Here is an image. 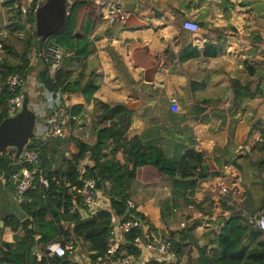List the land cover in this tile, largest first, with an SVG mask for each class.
Instances as JSON below:
<instances>
[{
	"label": "trees",
	"instance_id": "trees-1",
	"mask_svg": "<svg viewBox=\"0 0 264 264\" xmlns=\"http://www.w3.org/2000/svg\"><path fill=\"white\" fill-rule=\"evenodd\" d=\"M246 1L240 3L245 4ZM35 3L36 0L23 11L17 0H0V42L5 50L0 62V121L7 116L6 98L9 92L6 77L11 73L24 75L29 71L31 67L28 53L34 45L38 53L36 80L41 90L44 111L51 113L58 107L62 99L61 93L69 96L70 93L81 92L85 101L92 106L89 109V132L94 137V142L88 147L83 141H78L77 151H69L68 154H65V146L61 154L63 166H52L45 147L48 145L47 140L53 138L43 139L38 131H35L27 144V147L37 153L36 161H20L21 157H15V149L12 147L0 152V175L4 174L8 179L12 172L23 166L29 168L33 175L24 200L18 202L20 211L7 212L0 208V264H81V257H85L88 264H96L97 256L106 249L107 234L114 217L123 220L132 215L145 220L147 226L157 230L171 244L172 253L169 258H155L147 252L143 264H264V229L253 218L254 214L264 212V194L258 206L249 203L239 208L228 203L230 196H222L220 206L228 210V213L220 212L222 216L217 226L208 229L212 237L210 241L200 242L194 229L214 213L211 210L214 200L209 191H203L200 197L196 195L197 179L205 176L201 173L205 159L202 151L194 147V137L185 130L180 135L178 129H174L180 136L171 130L167 143L172 150L170 152L157 141H145L141 132L130 130L134 120L125 103H109L95 95L103 70L91 62L86 66L97 38L89 34L92 26L89 19L79 26V3L69 6L64 27L48 36L39 46L35 44V22L32 20ZM214 4L216 9L213 15L218 10H234L232 0H214ZM238 13L240 14L239 11ZM197 23L199 27L207 26L203 20ZM4 27L14 29L12 37L11 33L2 35ZM211 27L221 31V24L215 21H212ZM20 31L23 36L18 34ZM250 36L256 41H262L257 32H251ZM43 43H53L63 50L54 76L48 72L47 62L39 54ZM241 44L240 49L245 46L242 41ZM219 46L220 44L210 41H205L201 48L190 46V53L186 52L181 59H196L198 56L196 64H202L204 70L213 68L223 72L227 87L232 90L231 108L238 105L243 95L251 96L252 93L248 90H257L264 81V57H246L244 68L241 69L242 76H237L232 74L233 62L223 56L224 49ZM192 64H187L186 61V67ZM24 91L28 94L26 89ZM30 96L28 94L29 100ZM162 98L160 103L168 102L165 95ZM29 106L36 112L30 101ZM193 110L189 119L197 120L203 108L194 105ZM85 112L87 110L84 104H70L68 124L84 125ZM175 116L171 119H187L186 112ZM146 121L149 123L151 120ZM179 125L178 128L186 127ZM256 128L259 129V135L250 150L252 153L264 154L263 121H259ZM253 131L251 129L249 135ZM64 140L68 142L69 138ZM49 147L57 152L54 147ZM79 160H90V163H84L86 176L95 179L96 187L103 197L100 198L104 203L101 202L93 210L82 204V182L76 167ZM232 164L237 169L241 168L235 157ZM143 165L153 166L159 174L168 176L172 182L170 196L162 199L159 204L161 220L165 224L163 230L158 229L134 207L130 208L128 214L125 213L136 170ZM213 172L218 173L219 170ZM42 178H46V183L42 182ZM261 185L264 190V178H261ZM81 209L89 211L88 215L81 214ZM178 215L182 217L184 224L171 227ZM26 216L30 217L31 226L23 222ZM132 238V234L126 235V239ZM50 240H59L65 247L71 242L77 250L75 253L67 251L64 255L53 254L47 258H38L35 246L41 247ZM131 251L137 253L136 248L132 247Z\"/></svg>",
	"mask_w": 264,
	"mask_h": 264
},
{
	"label": "crops",
	"instance_id": "crops-1",
	"mask_svg": "<svg viewBox=\"0 0 264 264\" xmlns=\"http://www.w3.org/2000/svg\"><path fill=\"white\" fill-rule=\"evenodd\" d=\"M68 1L70 5L79 3V26L89 19L92 23L89 34L97 38L94 51L86 61V66L91 62L103 70L95 95L109 103H125L134 120L130 130L141 132L145 141H157L171 152L167 143L170 131L175 132L177 128L180 135L184 130L192 135L194 147L202 151L205 168L202 167L201 173L205 176L197 179L196 195L200 197L203 191H209L214 200L211 207L214 213L207 224L203 220L194 229L199 241L209 242L212 237L208 229L215 228L222 214L228 213L220 206L222 196H230L228 203L237 208L249 203L258 206L264 194L261 185L264 154L252 153L251 148L259 135L256 124L263 121L264 127V81L257 90H248L251 96L243 95L238 105L230 108L232 90L227 87L226 75L218 69L204 70L202 64H196L198 56L196 59H181V56L190 53V46L201 48L205 41L220 44L219 47L224 49L223 56L233 62L232 74L240 76L246 57H264V1L247 0L248 3L242 4L240 2L245 0H232L233 12L218 10L213 15L214 0H121L128 10L125 14L114 15L112 20L106 16L118 0H106L109 3L104 4L96 0ZM250 12H254L257 20L253 27L248 22ZM186 19L203 20L207 26H200L193 32L182 26ZM212 21L221 24V31L211 27ZM251 32L259 33L262 41L249 37ZM241 41L245 44L242 49L239 48ZM186 61L193 64L186 67ZM162 95L167 99L175 96L180 111L171 110L169 99L160 103ZM68 99L70 104L86 106L85 122L71 126L68 142L65 138L47 140V144L57 150L53 151L48 145L45 147L52 166L64 165L61 154L65 146V154H68L77 151L78 141L88 147L94 142L89 132L91 103L86 102L79 91L70 93ZM194 105L203 108L197 120L189 119ZM185 112L187 119H171L175 114ZM147 119L151 121L148 123ZM179 124L186 127L178 128ZM43 129L42 117L38 124L40 137ZM251 129L254 131L249 135ZM234 157L240 169L232 164ZM85 161L90 163V160ZM214 170L219 172L214 173ZM4 177V174L0 175L2 183L10 182L13 196L12 183ZM171 185L168 176L159 174L151 165H143L137 168L131 187L130 199L136 210L160 230L165 224L161 220L159 204L170 196ZM222 186L227 189L224 193L220 192ZM234 192L245 197L234 199ZM179 216L171 227L181 225L183 219ZM83 259L85 257H81V261Z\"/></svg>",
	"mask_w": 264,
	"mask_h": 264
},
{
	"label": "built area",
	"instance_id": "built-area-1",
	"mask_svg": "<svg viewBox=\"0 0 264 264\" xmlns=\"http://www.w3.org/2000/svg\"><path fill=\"white\" fill-rule=\"evenodd\" d=\"M33 1L34 0H27V7H30ZM41 1L42 0H36L33 10L36 4ZM96 1L99 4L109 3L106 2V0ZM17 3L20 5L18 0ZM25 10L26 9H23V11ZM109 10L110 12L106 16L109 20H112L114 15L126 13V9L123 7L121 0L115 1L114 5ZM248 17V22L251 27L257 25L254 12H250ZM182 26L193 32L199 30L197 22L192 20H184ZM40 50L39 54L47 62L48 72L54 76L55 70L60 64L63 50L53 43H43ZM6 84L7 91L9 92V95L6 98V112L7 115H12L18 112L21 108L26 79L21 73H11L6 77ZM61 95L62 99L53 112H42L44 129L41 137L43 139L54 137L70 139L71 126L68 124L70 101L67 93H61ZM169 104L171 110L180 111L181 106L175 96L169 98ZM36 159L37 153L26 145L22 151L20 161L34 162ZM85 162V160H79L76 167L78 170V177L82 182L80 190L82 204L90 209L94 204L97 206L101 202L104 203V201L96 187L95 179L86 176ZM32 180V172L26 166H23L19 170L10 174L8 181H11L12 183L13 198L17 202L20 203L24 200L25 191L31 185ZM42 182L46 183V178H42ZM225 191H227L226 187L222 186L220 192L224 193ZM127 204L129 210L134 207V203L131 199L127 200ZM211 218L212 217H208L207 221H204V223L207 224ZM253 218L256 223L264 229V212L254 214ZM183 224L184 221L181 222V225ZM138 229H141V231L138 232ZM127 234L133 235L132 240L126 239ZM132 247L137 249V253L131 251ZM76 250L75 244L69 242L65 247L59 240H50L41 247L35 246L34 249L39 256H44L45 258L53 254L64 255L67 251L75 253ZM147 252L151 253L155 258H169L172 253L170 241L157 230L147 226L145 220L133 215L123 220L114 217L107 234L106 249L102 254L97 256L96 264H143L145 253ZM81 264L84 263L82 262Z\"/></svg>",
	"mask_w": 264,
	"mask_h": 264
},
{
	"label": "water",
	"instance_id": "water-1",
	"mask_svg": "<svg viewBox=\"0 0 264 264\" xmlns=\"http://www.w3.org/2000/svg\"><path fill=\"white\" fill-rule=\"evenodd\" d=\"M68 0H42L36 4L33 10L34 16V40L36 46H39L51 34L57 32L66 24V18L69 10ZM37 114L29 106L28 94L24 91L21 108L12 115L5 116L0 121V152L7 147L15 149V157H21L22 151L29 143L30 138L35 134ZM205 168V163L202 164ZM234 199H240L243 196L240 192L232 193ZM95 204L90 208L93 210ZM81 214L88 215L89 211L81 209ZM129 208L126 209L128 214ZM23 222L31 226L30 217H24ZM84 264L87 261L83 259Z\"/></svg>",
	"mask_w": 264,
	"mask_h": 264
},
{
	"label": "rangeland",
	"instance_id": "rangeland-1",
	"mask_svg": "<svg viewBox=\"0 0 264 264\" xmlns=\"http://www.w3.org/2000/svg\"><path fill=\"white\" fill-rule=\"evenodd\" d=\"M18 1H19L20 5L23 9L27 8V4H28L27 0H18ZM123 7H124V5H123ZM126 10H128V9H126ZM13 20H14V18H13ZM32 20H33V18H32ZM33 23H34V20H33ZM33 23L31 25L32 27H33ZM13 30L14 29H9L7 27H4L2 29V32H3L2 35L3 34H9ZM18 34H20V36L24 35L23 32H21V31L18 32ZM10 36L11 37L13 36L12 33ZM2 45L3 44L0 42V62L3 58V56L5 55V50L2 47ZM20 47H21V42L19 41L18 42V48H20ZM262 52L264 53V47L262 49ZM37 54L38 53H37L36 48H34V45L31 46V49L28 53V57L30 60L29 64H30L31 68L29 69V71L26 74H24L25 79H26L25 89L28 92V94L31 95L30 96L31 100H29V101L31 103V106L36 109V112L38 114L37 126H35L34 131H38V124L40 121H42V115H43L42 112L44 111L43 101L41 100V93H40L41 90H40L39 84L36 80V72H37L36 64L38 62L37 61ZM0 68H1V65H0ZM55 166H58V165H55ZM4 178H5L4 180H6V177H4ZM2 180L3 179H0V208H2L3 210H6L7 212L18 213L20 211V209H19L18 202L12 196L11 184H10V182H7L6 184H4V183H2ZM134 207L136 208L135 204H134ZM179 218L181 219L182 217L179 216Z\"/></svg>",
	"mask_w": 264,
	"mask_h": 264
}]
</instances>
